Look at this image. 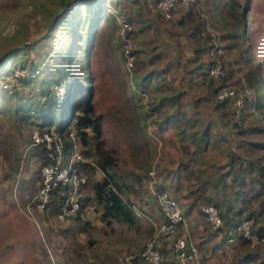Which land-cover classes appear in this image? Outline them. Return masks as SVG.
I'll return each mask as SVG.
<instances>
[{
  "label": "rangeland",
  "instance_id": "rangeland-1",
  "mask_svg": "<svg viewBox=\"0 0 264 264\" xmlns=\"http://www.w3.org/2000/svg\"><path fill=\"white\" fill-rule=\"evenodd\" d=\"M239 2L243 16L246 15V24L241 25L243 34L239 40L234 39L230 31L234 25L233 16L236 15L230 0H199L194 7L202 12L215 38L222 46L220 56L226 71L229 72L228 84L242 87L244 95L249 98L245 105L244 121L238 126H233L227 121L229 117L222 118L220 111H213L209 106L210 103H203L211 100L206 88L207 82L202 81L201 74L196 71L192 73L187 71L192 68V61L189 60L193 58V52L183 35H178L177 41L170 39L165 27L155 23L150 29L137 34L135 37L137 42L134 44H140L147 50H151L150 52H160V57L155 59V69H160L173 61L164 80L173 82L172 84L180 89H186L187 93L182 101L184 106L197 108L199 105L197 116L194 115L192 118L219 122L217 126L210 128L208 152L203 158L204 161L201 162L207 164L213 162L216 164V169L223 171L230 151H235L243 157L244 165H247V162L254 165V170L249 173L250 175L257 174L263 176L264 179V171L260 173L258 170L259 167L264 166V107L259 109L254 107L255 101L264 96V0H239ZM63 4L68 5L63 7ZM102 5L103 11L100 15L103 14V17L96 27H92V19L97 16L100 6L96 0H0V60L10 55L0 70V87H6L9 91L12 85L17 86V91L24 97L22 101L25 103V108H31L32 116L36 117L37 113L34 110L39 109L37 103L45 101L46 96L36 95L37 87L40 85L39 79L22 84L15 81L14 76L30 73L29 70L19 69V66L25 62L41 61L60 69L64 61L71 57V53L76 61L81 58L75 54L80 55L84 52L86 59H81L80 62L85 61L88 67V73L85 76L90 78L94 111L102 116L100 137L103 145L116 153L118 164L127 170L134 168L135 165H144L150 159L151 166L154 165L157 169L160 161L163 162L164 159H171L172 155L175 157L177 155L176 145L172 140L168 139V144L163 146V137L166 138L167 133L172 135L173 130H166L167 133L160 131L163 135L160 134L157 137L161 141L159 146L157 142V149L151 141L148 146L141 143L138 148L133 147L136 143L131 140L129 132L134 126L136 127V123L129 121L130 115L135 110L141 115L142 112L147 111V107L145 105V108L143 107L141 100L135 94L131 73L126 72L123 54H120L121 51L116 43L119 39L118 29L116 30L117 19H115V14H121L122 11L125 15L139 14L149 20L157 18L156 14L145 0H137V3L131 0H104ZM63 11L67 13L60 18ZM100 15L98 14V17ZM78 20L83 22L79 25V35L87 38L90 34L85 42L81 41V45H75L76 40L70 38L67 33V29L71 26L70 22L77 23ZM26 44L34 45L31 48H25L26 52L23 55L18 54L16 50L25 47ZM208 60V54L204 53L201 61L207 62ZM39 67L35 74H38L40 69H45L43 64ZM141 68L142 65L139 64L135 70ZM202 69H205V65ZM4 73L7 77L2 79ZM51 73L45 69L39 77H47ZM11 76L13 77L7 81V78ZM76 78V82L83 84L84 77L77 75ZM152 84H158V82H152ZM48 91L53 94L55 91H61V87L56 89V86L50 85ZM61 94L66 95V90H62ZM77 96V90L73 91L70 96V125L74 122L73 115L78 113L73 103ZM5 97V90L1 88L0 147L1 150L8 151L9 147L17 144L18 138L22 139V132L25 135V141L30 140L32 126L29 125L28 119H25L20 120L24 124L21 131L15 128V125H18L14 116L16 113L11 112L15 101L14 98L5 100ZM197 97L200 99L198 102H196ZM137 99H139V105H136ZM145 99L146 97L143 96V101ZM22 112L27 114L28 111ZM39 113L42 114L41 111ZM23 152L25 153L26 149ZM28 159L31 160V158ZM23 163L25 165L26 161H22ZM2 164L0 160V178L5 179L6 173ZM208 168L209 176L216 174V169ZM37 170V177L34 175L36 183L34 187L30 186L31 189H35L38 185L39 168ZM189 184L193 183L188 181L187 185L190 186ZM143 185H145L144 182ZM183 185L182 197L186 193L190 202L198 201L194 204L198 212L204 202L199 201L198 194H188L186 183ZM209 187L207 193L213 199H215L213 196H217L218 199L225 197L223 199L225 202L227 201L225 194L232 198L233 184L231 190L222 187L217 189L212 183ZM33 190H30L25 200L20 202L22 208L20 210L16 208L17 216H9L6 213L15 204L12 192L5 190L0 206V210L4 212L0 214V264H99L100 261L103 264L106 261H116L126 254L139 252L151 237L144 234L145 228L139 226L138 223L133 227H127L114 220L105 223L99 217V207L90 201L79 212L77 221L74 217L58 220L55 216L46 215L45 212L32 211V213L25 207V204ZM177 201L183 212L181 201L179 199ZM226 203L224 205L218 203L223 219ZM135 206L136 211H139L138 213L142 216L144 211L140 209L139 204L135 203ZM199 214L202 215L203 212ZM84 222H88V225L81 228ZM91 238H94L93 241H90ZM139 245H143L142 248L133 251ZM120 248L118 254L120 257L114 260H107L102 255L103 252H116L117 254ZM257 261L264 264V246L261 247Z\"/></svg>",
  "mask_w": 264,
  "mask_h": 264
},
{
  "label": "trees",
  "instance_id": "trees-1",
  "mask_svg": "<svg viewBox=\"0 0 264 264\" xmlns=\"http://www.w3.org/2000/svg\"><path fill=\"white\" fill-rule=\"evenodd\" d=\"M96 1L100 4L99 10L97 11L100 15L103 11L102 2L104 0ZM131 1L137 3V0ZM230 3L232 4L234 13H236V15L233 16L234 25L231 27L230 31L234 39L239 40L240 36L243 34L241 25L244 26L246 24V15L244 14L243 16L241 12L239 0H230ZM66 5L68 4H63V7H66ZM194 7L195 6L184 11L178 3L169 18H166L158 11L152 10L157 17L153 20L146 19L139 14H135L134 16L128 14L125 15V20L130 25V29L126 32V35L133 43L132 52L134 53V67L131 72V77L134 81L135 94L141 100L143 107H147V111L142 112L141 115H139V111L137 112L135 110L136 108L134 109L135 112H132L129 121L136 123V127L134 126L129 134L132 137L131 140H134L136 143L133 147L138 148L141 143L148 146V143L151 141V143L154 142L157 149V137L160 134L162 125H168V128H173L174 142L178 153V157L176 158L177 169L184 173V177L187 181L193 183L189 184L192 185L189 191L191 194H198L199 201L204 202L203 204L212 203L217 209L220 205L218 204L219 200L211 198L210 194L207 193L211 183L216 188L222 187L223 189H229V186L231 188L232 184L234 185L235 189H232V194L240 203L238 210L232 213L234 231L236 230V224L239 219L246 215L253 219L254 231L259 239H263L262 241L257 242L255 246L253 245L254 247L246 238L240 237L238 239V243H241L242 248L244 249L242 251L241 259L243 263H249L251 261H256V257L261 253V247L264 246L263 176L257 174L250 175L249 173H252V170H254V165L250 162H247V165H244L243 157L235 151H230L229 159L226 162L225 170L223 171L216 169V164L213 162L208 164L206 162H201L204 161L203 158L208 152L210 128L217 126V123L219 122L197 118H195V120L192 118L194 115L197 116L199 105L197 108L184 106L182 101L186 96V89H180L173 85L171 81L164 80L165 74L173 64V61L168 62L160 69H155V59L160 57V52H150L151 50H147L144 46L134 44L137 42V40H135L136 35L143 32L145 29H150L152 24L155 25V23H159V25L161 24V26L165 27L170 39L173 38L177 41L178 35H183L187 43L190 44L193 52V58L189 60L190 62L192 61V68H189L187 71L189 73L196 71L201 74V80L207 82L206 88L209 91L211 100L210 102L203 103H210L209 106L211 109L215 112L220 111L222 118L226 116L229 117L227 121L233 124V126L240 125L244 121L245 105H247V99L249 98L244 95V107L242 108L239 121H235L233 118V101L230 98H217L216 93L218 89L223 85L228 84L229 72L226 71L225 76L218 79H214L208 74V69L214 61L220 59L222 62V60L220 54L214 49L215 40L212 37L211 32L206 30V26L209 23L206 22L202 12L194 9ZM67 11H63L59 17H63ZM98 14L92 19L94 22H92V27H96L103 17V14L99 17ZM160 21L162 23H160ZM70 23L71 26L67 29V33L70 38L76 40L75 45H79L81 41L85 42L90 34H88L87 38L79 35V25L83 23L82 20H78L77 23L74 21H71ZM117 29L119 40L116 41V43L118 49L121 51L120 54H123L125 62L124 47L122 37L119 33L120 23L118 20L116 21V30ZM203 32L205 34H203ZM178 44L180 45L179 40ZM33 45L34 44H26L25 47L17 49L16 52L23 55L26 52L25 48H31ZM75 47L79 48L78 46ZM86 47L87 45H85V48ZM204 53L208 54L209 60L207 62L201 61ZM75 55L83 60L86 59L84 52L83 54L78 55V53H76ZM218 55L220 57H218ZM8 56L10 55H7L6 58L0 60V70ZM80 60L74 61L73 53H71V57L67 61H64L60 66V69L52 64H46L41 61H31V63L25 62L19 66V69L29 70L30 73L7 78L8 81V79L13 77L18 84L30 83L31 81L39 79L40 85L37 87L36 95L46 96V98L42 103H37L39 109L34 110V112L37 113L36 117L32 116L30 110H33L31 108H25V103L22 101L24 100V97L17 91V86L12 85L9 91L6 87H0V90L1 88L5 90V100L14 98L15 105L12 106L11 112L21 115L19 116V120L28 119L29 124L31 123L32 125L31 130L33 127L42 128L43 126H53V124H55V128L63 136L62 138L66 149L72 144L71 137L68 135L69 128H73L75 130V135L79 137L82 146L81 151L83 155L88 158V161L82 163L80 167L81 172L86 175V195L82 199L80 209L72 217L77 221L79 218V212L83 206L86 205L87 202L93 200L99 207L100 218L102 221L109 223L114 220L131 227L136 224L139 214H137L136 209L133 207L129 194L131 190H134L136 184L140 186L144 182L145 177L147 176L148 165H135L134 168L132 167L130 170H127V168L123 166L121 167L118 164L119 160L116 153L103 145V140L100 137L102 116L101 114H96L94 111L92 102L93 90L89 81L90 78L85 76L88 73V67L85 65V61L80 62ZM41 64L45 65V69L52 72L47 77H39V74L45 69H40L37 72L38 74H35V71L40 68L39 66ZM139 64L142 65V68L140 70H135L136 66ZM203 65H205V69H202ZM144 66H149L151 69ZM126 72L127 74L129 73L127 68ZM4 75L2 79L7 77ZM77 75L85 78L83 84L76 82ZM156 81L158 84H152V82ZM240 82L241 79L239 78V83ZM50 85L56 86V89L61 87V91H55L53 94H50L48 91ZM259 87L261 88L262 86L260 85ZM62 90H66L67 94L63 96L61 94ZM75 90H77L78 96L73 103H75L74 108L78 113L73 115L74 122L70 125V96H72V92ZM142 93L147 96L146 104L143 101ZM200 97L201 96H199V98ZM139 99H137L136 105H139ZM198 101H200V99L197 97L196 102ZM16 102L19 104H16ZM32 105L33 104H31V106ZM254 107L258 109L264 107V96H261L260 99L255 101ZM22 111L28 112L27 114H24ZM39 111H41L42 114H40ZM131 117H134V119ZM151 127H153V129H151ZM39 152L41 159L42 150L39 149ZM91 162H93V164ZM159 165H163L162 161L159 162ZM208 167L216 169V174L209 176L207 173L209 170ZM98 170L102 173L101 177H97ZM258 170L262 173L264 171V166L259 167ZM197 203L198 201H194L191 205ZM58 210L59 204L54 198L51 199L49 209L46 210L45 213L46 215L55 216ZM198 212H203L202 208ZM203 214L200 215L204 218V221L206 219L207 222L205 221V224L207 228H210L205 212H203ZM222 227L223 225L217 230H221ZM99 264H101V261Z\"/></svg>",
  "mask_w": 264,
  "mask_h": 264
},
{
  "label": "built area",
  "instance_id": "built-area-1",
  "mask_svg": "<svg viewBox=\"0 0 264 264\" xmlns=\"http://www.w3.org/2000/svg\"><path fill=\"white\" fill-rule=\"evenodd\" d=\"M150 9L158 11L166 18L171 17L177 4L186 11L196 6L199 0H145ZM119 15V16H118ZM115 14L120 23L119 33L122 37L124 47L125 65L131 73L134 67V53L132 52L133 43L127 37L126 32L130 25L125 20V14ZM206 30L211 32L214 38V49L218 54L222 52V46L219 44L212 28L209 24ZM203 34H205L203 32ZM208 74L218 79L226 74V70L220 61L216 59L209 67ZM146 94L142 93V97ZM217 98H230L233 101V118L239 121V117L244 107V89L232 84L223 85L216 93ZM146 100V99H145ZM144 100V101H145ZM68 135L71 137L72 144L65 148L62 134L55 126L33 127L30 133V143L42 150L40 159L38 185L27 200L25 207L28 210L43 213L49 209L51 199H56L59 204V210L55 217L58 220L68 219L75 215L80 209L82 199L86 195L85 184L86 175L81 172L82 163L88 161L81 151V141L75 135V130L69 128ZM158 146L161 141L157 138ZM147 183L152 194L155 196L157 205L163 216L161 222L153 236L145 243L143 248L137 253H129L120 257L116 261H106L103 264H168L165 258V252L161 247V242L165 239H171L170 252L176 264H211L204 259L202 250L194 241L176 235L179 225L183 222V215L177 199L164 187L163 177L153 165L147 172ZM202 210L205 212L210 227L217 230L223 225V219L214 204H203ZM33 213V212H32ZM137 214L138 211H137ZM244 237L253 246L262 241L254 231L253 219L244 215L236 224V230L228 239L231 242Z\"/></svg>",
  "mask_w": 264,
  "mask_h": 264
},
{
  "label": "crops",
  "instance_id": "crops-1",
  "mask_svg": "<svg viewBox=\"0 0 264 264\" xmlns=\"http://www.w3.org/2000/svg\"><path fill=\"white\" fill-rule=\"evenodd\" d=\"M14 116L18 124L15 125V128H19L21 131L24 128V124L21 123V121L19 120L18 114ZM29 125H31V123ZM169 129L173 130V128H168V125H162L161 132L163 131L167 133L166 130ZM21 134L22 139L20 140L18 138L17 144H15L13 147H9V150L6 147L9 152L3 151V149L1 150L0 147V160L3 162L2 165L4 166V172L6 173L4 175L5 179L0 178V206L2 201L1 199L4 197L5 194V190H10V192H12V199L15 205L10 211L6 212L9 216H17L18 210L16 208H18L19 210L22 208L20 206V202L25 200L28 193L31 192L30 190L34 189H31L30 186L32 185L34 187V183H36L37 177L36 171H38L37 169L40 166L39 148L37 146L32 145L29 139L25 141L24 133L22 132ZM160 134L163 135L162 133ZM163 139L164 146L168 144V139L172 140V142L175 143L174 133L172 135L167 133L166 138L163 137ZM24 149H26L27 154L26 152H23ZM175 150L177 151V147H175ZM172 156L173 157L171 159H164V161L162 162L163 165H159V167L157 166V171L158 173L160 172L164 176V183L162 184V187L167 189L176 199H179L181 201V206H183V222L179 225L176 231V235H181L186 239L194 241V243H196V245L202 250L204 259L211 264H260L257 261L258 256L256 257V261L243 263L241 256L242 251L244 249L242 248L241 243H238V240L234 242L228 240L234 232L232 213L238 210V208L240 207L239 201L235 199L233 194L231 195L232 198L225 194L227 198V201L225 202L223 201L225 197L222 199H218L217 196H213L215 199L219 200V202L223 205L227 202V207L225 212L223 211V214L225 216L223 219L222 229L213 230L211 227L207 228L202 216L197 212V209L194 207V205H191L192 202H190V198L187 197V194L185 193L184 196L186 198L182 197V194L184 193L183 184L186 183L187 185L188 181L184 179V173L177 169L176 158L178 157V153L176 157L174 155ZM28 158H31V160ZM24 160L26 161L25 165L24 163L22 164V161ZM91 163L93 164V162ZM145 165H148L147 167L148 169H150L153 166H151V159L150 161H147ZM34 175L36 177H34ZM101 175V171L98 170L97 177H101ZM147 180L148 178L146 176L144 180L145 185H143V183L140 186L136 184L134 190H131L129 195L133 207L136 208L135 203H137L139 204L140 209L144 211L143 213L141 211V213L143 214L142 216L140 214L138 215V220L133 226H136L138 223L139 226L145 228L144 234L147 237H150L155 232L157 226L161 222H163L164 219L161 214V211L158 208L155 196L152 194L150 187H148ZM187 187L188 194H191L189 190L192 185H187ZM228 188L230 189V186ZM90 203H94L95 206L97 205L93 200H91ZM1 213L4 212L0 210V214ZM51 217H54V215H52ZM87 225L88 222H84L80 227L84 228ZM93 239L94 238H91L90 241H93ZM170 244L171 239H165L161 242V247L165 252V258L168 264H176L170 252ZM142 246L143 245H139L136 249H133V251L140 250ZM120 250L121 248L117 250V254L116 252H103L102 255L107 260H114L120 257V255H118Z\"/></svg>",
  "mask_w": 264,
  "mask_h": 264
}]
</instances>
